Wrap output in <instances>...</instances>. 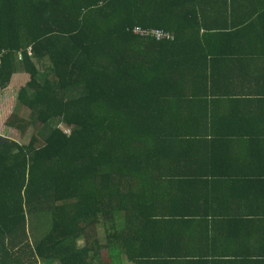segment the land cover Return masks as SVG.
Instances as JSON below:
<instances>
[{"label":"trees","instance_id":"trees-1","mask_svg":"<svg viewBox=\"0 0 264 264\" xmlns=\"http://www.w3.org/2000/svg\"><path fill=\"white\" fill-rule=\"evenodd\" d=\"M215 8L0 0V264H264V5Z\"/></svg>","mask_w":264,"mask_h":264},{"label":"rangeland","instance_id":"rangeland-1","mask_svg":"<svg viewBox=\"0 0 264 264\" xmlns=\"http://www.w3.org/2000/svg\"><path fill=\"white\" fill-rule=\"evenodd\" d=\"M38 68L46 69L47 61L40 60L37 63ZM27 76L22 72H16L12 77L10 85L0 92V135L6 137L10 140L16 141L20 144H27L29 136L32 132L31 128H25V131L21 133L19 130L9 127L7 122L9 120H21L28 119V109L21 106V104L16 100V93L18 88L26 81ZM45 229L41 228L37 233L36 238L39 240L45 233ZM98 237L103 238V228L98 226ZM32 240L34 241L33 237ZM83 240L79 241V245H82ZM59 264V263H54Z\"/></svg>","mask_w":264,"mask_h":264},{"label":"crops","instance_id":"crops-1","mask_svg":"<svg viewBox=\"0 0 264 264\" xmlns=\"http://www.w3.org/2000/svg\"><path fill=\"white\" fill-rule=\"evenodd\" d=\"M234 1V2H233ZM215 8V11H219L223 14L226 13H235L233 11L238 12L239 14L247 15H255L258 14L256 11H260V7L264 5V1L260 0H210ZM260 13V12H259Z\"/></svg>","mask_w":264,"mask_h":264},{"label":"built area","instance_id":"built-area-1","mask_svg":"<svg viewBox=\"0 0 264 264\" xmlns=\"http://www.w3.org/2000/svg\"><path fill=\"white\" fill-rule=\"evenodd\" d=\"M133 33L142 37H153L156 40H171L172 36L169 32L161 29H143L141 27H135ZM70 133V130L67 131Z\"/></svg>","mask_w":264,"mask_h":264}]
</instances>
